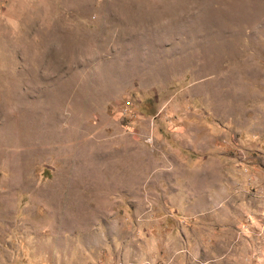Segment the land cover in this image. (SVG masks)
Returning <instances> with one entry per match:
<instances>
[{
	"label": "rangeland",
	"instance_id": "obj_1",
	"mask_svg": "<svg viewBox=\"0 0 264 264\" xmlns=\"http://www.w3.org/2000/svg\"><path fill=\"white\" fill-rule=\"evenodd\" d=\"M0 264H264V0H0Z\"/></svg>",
	"mask_w": 264,
	"mask_h": 264
}]
</instances>
